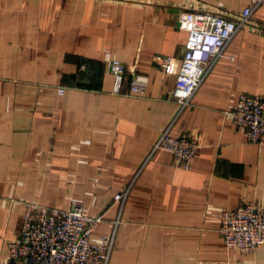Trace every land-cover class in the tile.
<instances>
[{
	"label": "crops",
	"instance_id": "1",
	"mask_svg": "<svg viewBox=\"0 0 264 264\" xmlns=\"http://www.w3.org/2000/svg\"><path fill=\"white\" fill-rule=\"evenodd\" d=\"M251 1L0 0V260L23 202H77L102 216L96 238L129 186L107 264H264V245L225 250L216 231L222 211L264 207V145L248 144L224 117L241 94L264 96V0L176 116L174 76L154 59L179 62L180 12L235 17ZM110 59L127 70L121 95L111 93ZM132 75L145 84L137 96L127 95ZM166 129L197 136L188 170L167 152L148 156Z\"/></svg>",
	"mask_w": 264,
	"mask_h": 264
},
{
	"label": "built area",
	"instance_id": "2",
	"mask_svg": "<svg viewBox=\"0 0 264 264\" xmlns=\"http://www.w3.org/2000/svg\"><path fill=\"white\" fill-rule=\"evenodd\" d=\"M262 1L252 0L235 17H226L211 9L178 14L177 29L185 33L179 62L174 63L168 56L154 58L164 75L174 76L170 97L176 106L175 116L188 106L237 31L253 23L252 13ZM105 71L112 78L111 93L121 95L126 68L118 60L110 59L105 63ZM144 90V82L130 76L127 95L137 96ZM56 93L62 95L64 88H57ZM224 117L244 133L248 144L264 145V96L241 94L236 106L225 112ZM201 147L196 135L188 133L174 138L166 129L158 134L148 156L156 151L167 152L175 168L188 170ZM128 190L129 186L113 196L116 217L109 229L96 238L92 234L103 222L102 216L83 213L77 202H71L66 209L23 202L18 236L6 242V257L0 264H107ZM216 231L225 250L251 254L264 245V207L248 201L235 210L222 211Z\"/></svg>",
	"mask_w": 264,
	"mask_h": 264
},
{
	"label": "clouds",
	"instance_id": "3",
	"mask_svg": "<svg viewBox=\"0 0 264 264\" xmlns=\"http://www.w3.org/2000/svg\"><path fill=\"white\" fill-rule=\"evenodd\" d=\"M205 52H206V51L202 50V53H204V54H205Z\"/></svg>",
	"mask_w": 264,
	"mask_h": 264
}]
</instances>
